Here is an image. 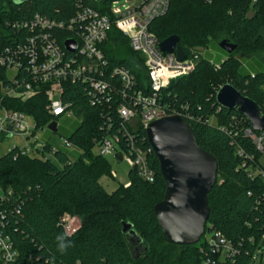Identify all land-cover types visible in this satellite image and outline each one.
I'll return each instance as SVG.
<instances>
[{"label": "trees", "instance_id": "obj_1", "mask_svg": "<svg viewBox=\"0 0 264 264\" xmlns=\"http://www.w3.org/2000/svg\"><path fill=\"white\" fill-rule=\"evenodd\" d=\"M112 1L31 0L15 5L11 0H0V24L10 19H27L35 13L65 22L79 4L106 14ZM263 24L264 0H170L165 15L149 27L159 42L178 37L177 45L186 55L214 43L225 56L217 64L200 58L192 73L170 81L158 93V104L169 112H179L183 106L189 115L183 119L197 145L216 162V183L207 195L209 216L205 234L220 233L237 245L239 240L264 231V178L250 175L247 170L256 166L264 171V167L255 146L244 135L250 129L249 123L235 110L219 108L215 93L229 83L256 103L264 115V36L259 34ZM224 39L236 45L231 54L217 46ZM119 48L127 49L131 58H120L115 53ZM103 51L110 67L126 68L134 78L135 89L149 92L142 57L129 49L127 39L115 28L110 30ZM260 55L261 60L257 58ZM136 58L140 64L134 62ZM3 76L0 70V82ZM62 101L80 120L65 135L82 152L79 159L71 160L59 149L52 159L45 160L20 155L16 149L0 156V235L9 240L17 254L8 264H204L210 259L218 262L203 237L197 244L187 246L163 240L152 209L161 201L165 185L153 154L149 157L153 182H145L131 169L127 186H120L111 194L98 183V177L108 174L109 169L104 158L92 153L93 140L108 132L119 135L122 144L115 115V105L120 100L112 99L104 108L91 107L83 87L68 84ZM1 103L31 115L38 130L52 120L45 112L47 100L41 93L25 102L3 99ZM135 134L139 146L149 147L142 128L137 127ZM64 214L79 220V228L71 236H66L58 224ZM121 222L133 225L141 240V253H132L134 246L121 233ZM60 237L67 245L63 251L59 247ZM159 243L171 248L170 253L160 251ZM234 264H248V260L241 253Z\"/></svg>", "mask_w": 264, "mask_h": 264}, {"label": "built area", "instance_id": "obj_2", "mask_svg": "<svg viewBox=\"0 0 264 264\" xmlns=\"http://www.w3.org/2000/svg\"><path fill=\"white\" fill-rule=\"evenodd\" d=\"M169 2L134 0L131 6L120 9L115 7L117 0H113L106 14L79 4L73 16L65 22H56L37 13L27 19L3 21L0 24V70L4 74L3 82H0V141L13 136L23 140L22 147H12L6 152L16 149L20 155L38 156L45 160L49 158L46 154L52 157L56 149L47 141L38 139L36 133L40 129L36 128L31 115L7 108L1 103L3 99L25 102L43 94L47 100L45 112L52 120L42 128L55 123L57 129L60 119L80 121L69 104L62 101L65 86L78 85L83 87L91 107L104 108L110 105L112 99L120 100L115 105V115L122 144L119 135L107 132L105 136L93 140L95 155L104 158L114 152L116 160L120 157V162L126 161L142 180L153 182L154 171L149 161L152 150L136 143L135 129L139 127L145 131L149 123L166 116L189 118L183 106H180L179 112L171 109L169 112L167 107H161L158 93L170 81L192 73L204 50H191L182 61H178L174 53L159 51L160 42L149 27L155 19L165 15ZM112 28L127 39L133 53L142 57L149 81L148 93L135 89L134 78L126 68L109 66L103 45ZM67 40L75 43L74 52L64 49ZM244 135L250 138L259 155L262 154L264 132L255 135L251 129H246ZM61 138L65 145L72 146L67 138ZM237 152L242 154L241 150ZM247 170L250 175L264 178V171L259 167L249 166ZM58 224L66 236L73 235L79 228V220L68 214L62 215ZM202 237L218 261L210 259L204 264H234L241 253L248 264H264V231L239 240V245L217 232H204ZM16 256L9 240L0 235V263H11Z\"/></svg>", "mask_w": 264, "mask_h": 264}, {"label": "water", "instance_id": "obj_3", "mask_svg": "<svg viewBox=\"0 0 264 264\" xmlns=\"http://www.w3.org/2000/svg\"><path fill=\"white\" fill-rule=\"evenodd\" d=\"M11 1L21 5L31 0ZM178 41V37L170 36L159 43L158 49L161 53H174L176 59L182 61L185 53L177 45ZM217 46L226 54L236 49V45L226 39ZM64 49L71 53L76 50V45L67 40ZM215 102L219 108L235 110L242 115L253 132H264L261 108L229 83L217 90ZM46 128L52 133L56 132L55 123H50ZM39 131H43V128ZM145 136L165 185L161 201L152 209L162 238L171 245H195L205 232L209 216L207 195L216 183V162L197 145L189 126L180 116L171 115L152 121L145 130ZM117 162H120V157ZM132 227L131 223L121 222V233L136 246L135 251L141 253V240Z\"/></svg>", "mask_w": 264, "mask_h": 264}, {"label": "rangeland", "instance_id": "obj_4", "mask_svg": "<svg viewBox=\"0 0 264 264\" xmlns=\"http://www.w3.org/2000/svg\"><path fill=\"white\" fill-rule=\"evenodd\" d=\"M134 3V0H117L115 4L116 8L122 9V7L131 6ZM259 34L264 36V24L262 25ZM115 53L120 58H131L127 49L119 48L116 49ZM201 54L204 58L208 59L211 63L217 64L220 60L225 58L224 54L220 52L214 43H210L204 50L201 51ZM261 55L257 56L259 60H261ZM134 62L140 64L139 59H134ZM78 123L77 120L73 118H64L58 120V125L55 133L50 132L46 128L43 131H39L36 133V136L40 141H47L48 144L53 149H59L64 152L71 160H77L81 156L82 152L74 147L65 145L64 142L61 140V137H65V135L73 130L75 125ZM264 144V141H263ZM23 140L20 137L13 136L10 138H3L0 141V156H2L8 149L12 147H22ZM92 153L95 155L96 150L93 149ZM49 158L52 159L50 154H46ZM109 169L108 174H102L98 177V183L103 188V190L111 194L113 193L118 187L126 186L129 182V172L131 170L130 166L126 163V161L117 162L115 153L112 152L111 154L104 157ZM259 163L264 167V151L262 154L259 155ZM72 216V215H68ZM130 223V222H129ZM158 249H162L163 253L169 252L172 250L171 248L163 245L161 243L158 244ZM156 251V250H155ZM132 253H136L135 246L132 247ZM170 253V252H169Z\"/></svg>", "mask_w": 264, "mask_h": 264}, {"label": "clouds", "instance_id": "obj_5", "mask_svg": "<svg viewBox=\"0 0 264 264\" xmlns=\"http://www.w3.org/2000/svg\"><path fill=\"white\" fill-rule=\"evenodd\" d=\"M58 239L61 240V243H60L59 247H60L61 251H63V250L67 247V245H65V244L63 243V238H62V237H60V238H58Z\"/></svg>", "mask_w": 264, "mask_h": 264}, {"label": "flooded vegetation", "instance_id": "obj_6", "mask_svg": "<svg viewBox=\"0 0 264 264\" xmlns=\"http://www.w3.org/2000/svg\"><path fill=\"white\" fill-rule=\"evenodd\" d=\"M133 254H135V255H136V254H138V253H133Z\"/></svg>", "mask_w": 264, "mask_h": 264}]
</instances>
